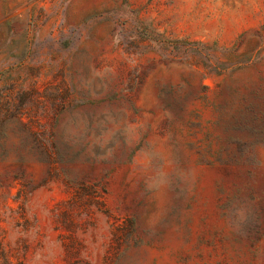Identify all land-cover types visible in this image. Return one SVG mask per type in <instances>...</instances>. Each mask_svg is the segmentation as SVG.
Returning a JSON list of instances; mask_svg holds the SVG:
<instances>
[{
    "label": "rangeland",
    "instance_id": "obj_1",
    "mask_svg": "<svg viewBox=\"0 0 264 264\" xmlns=\"http://www.w3.org/2000/svg\"><path fill=\"white\" fill-rule=\"evenodd\" d=\"M0 264H264V0H0Z\"/></svg>",
    "mask_w": 264,
    "mask_h": 264
}]
</instances>
